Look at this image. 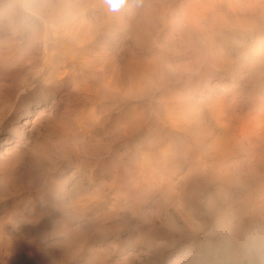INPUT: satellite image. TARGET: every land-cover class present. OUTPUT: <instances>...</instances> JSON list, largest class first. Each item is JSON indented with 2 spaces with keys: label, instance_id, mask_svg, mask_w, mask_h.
<instances>
[{
  "label": "bare ground",
  "instance_id": "1",
  "mask_svg": "<svg viewBox=\"0 0 264 264\" xmlns=\"http://www.w3.org/2000/svg\"><path fill=\"white\" fill-rule=\"evenodd\" d=\"M231 5V0H226V6ZM0 6L9 14L10 21L20 14L17 22L27 29L22 41L16 43L21 50L15 57L31 58L30 62L37 67L25 62L28 69L18 76L16 83L22 86L32 81L39 69L40 79L34 87L43 93L40 101L25 113H19L15 104L0 106V123L9 119V128L24 139L22 145L18 140L12 142L10 132L0 134V151L6 154L0 157L6 162L5 171L0 172L1 184L11 185L18 169L26 171L48 164L49 167H40L43 172L36 182L38 191L44 190L56 203L53 186L62 183L65 193L59 197L75 210L85 209L91 199L98 205L109 203V208L120 200L126 204L143 187L146 199L140 225L151 231L155 227L162 229L167 218L173 221L166 233L168 237L159 236L160 248L154 264H188L186 259L197 255L203 240L208 245V255L216 258L219 237H235L260 229L257 220L253 223L251 219L264 207V182L261 178L252 183V179L264 174L248 166L230 169L225 163L229 154L224 150L225 143L233 138L230 131L235 120L249 113L243 111L235 89L227 87L225 80L236 65L250 74L264 70V39L258 28H252L249 36V43L261 54L254 58L246 44L229 45L225 33L204 37L187 23L183 5L177 0H142L132 8L120 3L115 9L109 0H59L56 6L49 0H0ZM229 22L235 25L236 20L230 17ZM106 48L112 50L113 57H106ZM140 56L142 59L138 60ZM159 58L165 66L175 68L177 74L172 87H152V107L151 102L142 104L138 95L142 90L140 83L152 80ZM116 59H125V65H119ZM88 74L92 78L85 77ZM162 77L163 74L157 75L156 79ZM8 79L6 74L0 76V91ZM171 80L168 78L165 83L172 85ZM107 82L117 84L105 87ZM177 82L180 85L174 84ZM187 83L198 85L199 97H193L191 89L185 88ZM102 88H109L111 95L105 96ZM72 91L83 94L85 100L76 102ZM260 102L262 107L264 97H260ZM192 110L197 112L204 130L213 134L215 148L193 157L197 167H210L206 180L214 182L217 190L215 195L208 191L209 202L204 206L201 197L195 203L184 197L181 178L170 166L171 158L175 156L181 162L185 153L182 146L175 151L170 149L169 136L184 133ZM97 123L106 127V141L97 138L84 143L80 150L71 143L62 145L55 135L56 126L68 134L73 129H90ZM138 131L143 132L142 136H138ZM82 163L87 165L81 168ZM122 178L130 190L124 195L119 187ZM235 188L240 196L248 198L242 209L245 218L239 222L221 221L218 198H232ZM48 211L52 213L53 209ZM261 226L264 230V222ZM3 228H7L5 234H17L10 215L0 211V231ZM57 239L58 235L49 231L39 241L45 248L36 254V264H55ZM1 241L6 242L0 234ZM169 246L173 249L165 254ZM4 253L10 255L7 248ZM256 261L251 256V263Z\"/></svg>",
  "mask_w": 264,
  "mask_h": 264
},
{
  "label": "rangeland",
  "instance_id": "2",
  "mask_svg": "<svg viewBox=\"0 0 264 264\" xmlns=\"http://www.w3.org/2000/svg\"><path fill=\"white\" fill-rule=\"evenodd\" d=\"M148 1L155 3L162 0ZM239 1L231 0L232 5L228 8L226 0H177L183 5V14L187 23L201 31L204 37H220L225 33L229 45L234 47L239 43L246 44L249 55L258 58L261 54L256 48L254 49L251 42L249 43V36L252 28H258L264 39V0ZM49 3L56 6L59 4V0H49ZM122 3L125 8L127 6L132 8L141 4L142 0H124ZM8 16L9 14L3 11L2 6H0V76L6 74L9 77L7 84L0 91V106L6 104L9 107L15 104L19 113H25V110L38 103L43 95L34 87L40 79V71H38L39 69L36 71L32 81L25 82L22 86L16 83L18 76H21L28 69L25 62H30L31 58L18 60L15 57L21 50L17 49L16 43L22 41L27 29L26 26L17 22L20 14L11 21ZM230 17L235 18V25L229 22ZM110 40L111 36L107 38V43ZM6 44H10V47L6 48ZM137 45L142 47L139 41H137ZM94 48L96 49V47ZM113 56L112 50L106 48V57ZM137 58L138 60L142 59V57ZM115 61L119 65L126 63L125 59L120 61L116 59ZM32 63L31 65L34 66L35 64ZM90 64L92 67L94 66L93 63L90 62ZM34 68L37 69L35 66ZM161 74L164 77L157 80V75ZM176 74L175 68L165 66L162 59L159 58L153 67L152 80L140 83L142 90L140 93L138 92V97L141 99V103L151 102L152 107H154L152 87H172L173 78ZM85 77L92 78L89 74ZM168 78L172 79V85L169 82L165 83ZM225 81H227V87L235 89L236 100L238 99L237 101L242 105L243 111H249V116L235 120L233 131H230L233 138L225 143L224 150L229 154L225 163L230 169H242L248 166L259 170L260 174H264V102L260 107V97H264V70L260 74H250L246 68L236 65ZM65 83L68 81L66 80ZM115 84L117 83L107 82L105 87H112ZM174 84L180 85L178 82ZM184 86L191 89L193 97L200 96L198 85L187 83ZM102 89L105 96L111 95L108 91L109 88L108 90ZM8 93H11L12 96H8ZM71 94L76 102L85 100L83 94L74 91ZM254 94L257 96L255 97ZM188 115L189 119L184 133H181V136L171 133L169 136L170 149L175 151L178 146H182L185 159L180 162L174 156L171 158L170 166L172 170L176 171L177 177L181 178L180 182L186 191L184 197L192 203L197 202V197H201V203L204 206L209 202L208 191L215 195L217 190L214 182L206 180V177L210 175V167H197L194 165L193 157L195 153L215 149L212 144L213 134L204 130L197 112L192 110ZM7 122L0 123V134L10 132L12 142L15 143L18 140L20 144L24 145V139L10 129ZM87 128L73 129L66 134L62 128L56 126L55 135L62 145L68 146L71 143L72 147L78 150L86 142L92 143L97 138L105 140L103 137L106 135V127L104 128L97 123L94 127ZM138 132V136H142L143 132ZM5 155L3 151H0V157ZM5 164L6 162L0 158V172L4 170ZM45 165L48 166V164L37 165L26 169V171L18 169L11 185L6 186L0 183V211H5L10 215L12 223L16 225L15 231H17V234H13V232L5 234L7 228L6 230L5 228L1 229L0 234L4 236L6 242H0V264H36V254H41V250L43 247L45 248L39 241H42V238L49 231L58 235L57 250L53 255L55 264H67L68 262L69 264H100L103 261L102 264H122L123 261H128V264H154V258L160 248L159 236L168 237L166 233L168 229L173 227L171 224L173 221L167 218L162 229L155 227L151 231H147L145 227L140 225L146 199V192L143 187L140 194L126 204L120 200V202L117 201V204L115 202L116 205L113 208H109V203L106 205L99 203L98 205L95 199H91L85 209L75 210L59 197L65 193L62 183H56L53 186V193L57 198L56 203L53 202L52 197L47 192L38 191L39 185H36V182L43 172L40 167L42 166L43 169ZM86 165L87 163H82L80 167L84 168ZM101 166L106 167L105 164ZM261 178L264 182V176L255 175L252 183L261 180ZM119 187L122 195L128 194L130 191L126 179H119ZM232 195V198L228 199L218 198L217 206L219 211L222 210V214H219L221 221L233 219L235 222H239L242 217L245 218L242 209L248 198L240 196L237 188L233 189ZM262 203L264 205V200ZM50 208L53 209L52 213L48 211ZM255 219L260 228L256 232L244 231L235 237H219L216 244V258L208 255V245L203 240L197 255L186 259L188 264H264V252L257 251L249 243V237L254 233L264 234L261 226L264 222V207L254 214L251 221L254 223ZM19 234H23V237H18ZM172 247L169 246L165 250V254L170 253ZM5 248L8 249L10 255L4 253ZM247 249H249L248 253L246 252ZM132 251L134 253H130V255L129 252ZM251 256H254L257 261L251 263Z\"/></svg>",
  "mask_w": 264,
  "mask_h": 264
},
{
  "label": "clouds",
  "instance_id": "3",
  "mask_svg": "<svg viewBox=\"0 0 264 264\" xmlns=\"http://www.w3.org/2000/svg\"><path fill=\"white\" fill-rule=\"evenodd\" d=\"M112 7L115 9L119 7L122 0H110ZM249 243L252 247H254L257 251L264 252V234L254 233L249 237Z\"/></svg>",
  "mask_w": 264,
  "mask_h": 264
}]
</instances>
